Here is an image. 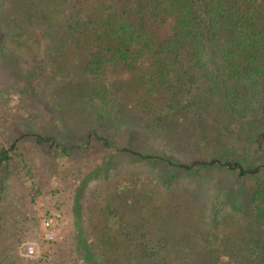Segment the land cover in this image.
<instances>
[{"label":"trees","instance_id":"16d2710c","mask_svg":"<svg viewBox=\"0 0 264 264\" xmlns=\"http://www.w3.org/2000/svg\"><path fill=\"white\" fill-rule=\"evenodd\" d=\"M46 63L52 76H43ZM26 75L47 100L81 106L101 96L116 131L135 102L157 139L189 155L150 141L120 145L112 130L91 129L78 144L71 128L53 134L27 121L0 146V170L21 139L71 160L93 139L107 153L90 172L108 183L97 193L102 212L86 226L85 177L74 199V253L61 263L264 264V0H0V104L24 79L30 85ZM84 109L73 108L75 117ZM111 153L152 169L118 178Z\"/></svg>","mask_w":264,"mask_h":264},{"label":"rangeland","instance_id":"374dc122","mask_svg":"<svg viewBox=\"0 0 264 264\" xmlns=\"http://www.w3.org/2000/svg\"><path fill=\"white\" fill-rule=\"evenodd\" d=\"M51 67V65L45 67L43 76L47 74V70L51 76L53 75ZM130 77L129 74H121L119 80H129ZM24 80L22 83L25 86L19 92L11 90L8 100L0 104V146L10 147L11 141L30 120L37 121L41 130L53 134H59L57 131L60 128H71L75 133L73 135L79 134L75 136L78 144L86 142L82 139L91 129H97L101 135L112 130V122L107 117L105 101L101 96L84 99V105L81 106L78 102L69 106V101L64 97L55 101L53 97H49L50 100H47L45 97L47 90L35 86L30 76L27 79L30 85ZM107 80L109 77L103 81ZM135 105V102L130 101L124 107L128 116L125 115L118 123L117 131L112 130L117 132L114 134L115 140L120 145H131L139 149L147 147L145 144L150 141L152 146H157L155 150L163 152L168 150L172 157L188 160L189 155L171 144L168 146L169 142L166 145L160 138L159 141L157 136H154L148 128L147 109ZM73 108H85L82 120L75 117ZM71 109L72 111H69ZM64 111L66 116L61 113ZM96 143L97 140H91L90 146L82 153H79L80 149L75 148L73 160L67 155H49L48 144L41 145L28 139L19 141L20 154L10 152L14 156L10 167L0 170V264H55L74 253L72 236L74 237L75 230L74 199L77 197V188L85 177L91 175L90 172L104 159L103 156L107 155L104 149L97 151L94 149ZM111 155L113 161L119 163L113 169L114 173L119 172L118 178H124L125 173L126 178H132L139 174L143 175V169H152V164L146 162L148 165L144 167V162L135 161L129 154H123L121 157L117 153ZM252 158H261V155L253 153ZM213 174L216 178L210 180L216 184L217 189L219 177L216 174L219 172ZM198 176L184 178L183 182L187 181V185L193 184L190 179H198ZM104 177L105 173L102 172L88 177L85 185L79 190V202L87 227H89L87 220L89 218L97 220L99 213L102 212L100 204L103 199H98L97 193L105 195L108 183H105ZM238 183L242 184L244 181L240 180ZM240 188L244 191L243 186ZM55 214L56 237L54 241H49L45 235L43 220L47 215ZM25 242L35 245L37 252L35 255L25 254L23 248ZM58 264H66V261Z\"/></svg>","mask_w":264,"mask_h":264},{"label":"built area","instance_id":"2783aa9c","mask_svg":"<svg viewBox=\"0 0 264 264\" xmlns=\"http://www.w3.org/2000/svg\"><path fill=\"white\" fill-rule=\"evenodd\" d=\"M43 221L47 240L54 241L56 237L55 226L57 223V215H47ZM23 248L25 254L28 256H33L37 253L35 245L33 243L25 242L23 244Z\"/></svg>","mask_w":264,"mask_h":264}]
</instances>
